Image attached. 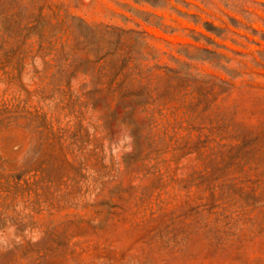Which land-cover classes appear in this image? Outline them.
Returning a JSON list of instances; mask_svg holds the SVG:
<instances>
[{
    "label": "rangeland",
    "instance_id": "1",
    "mask_svg": "<svg viewBox=\"0 0 264 264\" xmlns=\"http://www.w3.org/2000/svg\"><path fill=\"white\" fill-rule=\"evenodd\" d=\"M0 264H264V0H0Z\"/></svg>",
    "mask_w": 264,
    "mask_h": 264
}]
</instances>
